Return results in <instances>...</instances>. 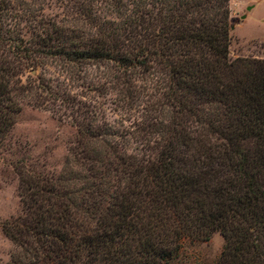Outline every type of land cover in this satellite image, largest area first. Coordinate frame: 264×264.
Listing matches in <instances>:
<instances>
[{"label": "trees", "instance_id": "16d2710c", "mask_svg": "<svg viewBox=\"0 0 264 264\" xmlns=\"http://www.w3.org/2000/svg\"><path fill=\"white\" fill-rule=\"evenodd\" d=\"M102 1L122 20L97 23L91 11L87 37L41 22L33 40L0 0V147L21 110V76L42 57L111 62L130 102L134 70L158 73L172 118L151 123L155 156L115 155L120 184L93 149L79 188L31 185L24 214L4 224L10 264H171L186 241L215 232L226 241L217 264H264V59L230 56L229 0Z\"/></svg>", "mask_w": 264, "mask_h": 264}, {"label": "rangeland", "instance_id": "374dc122", "mask_svg": "<svg viewBox=\"0 0 264 264\" xmlns=\"http://www.w3.org/2000/svg\"><path fill=\"white\" fill-rule=\"evenodd\" d=\"M11 1L18 14L29 19L23 26L26 37L33 40L41 22L76 29L87 37L91 11L97 23L122 20L102 0ZM229 9L230 56L264 59V0H229ZM134 73L133 102L122 100L124 79L115 77L120 73L111 62L42 57L36 69L23 73L16 97L21 110L0 147V264H10L17 250L4 224L24 214V193L31 185L59 181L79 188L82 177L90 175L84 156L93 149L103 159L100 170L112 184H120L126 176L115 168L121 166L116 154L140 158L157 154L161 136L152 133L151 123L166 124L172 113L160 94L158 73L141 68ZM187 126L209 132L194 121ZM225 244L220 232L207 240H188L171 264H217Z\"/></svg>", "mask_w": 264, "mask_h": 264}, {"label": "water", "instance_id": "95a60500", "mask_svg": "<svg viewBox=\"0 0 264 264\" xmlns=\"http://www.w3.org/2000/svg\"><path fill=\"white\" fill-rule=\"evenodd\" d=\"M249 9H251V7Z\"/></svg>", "mask_w": 264, "mask_h": 264}]
</instances>
